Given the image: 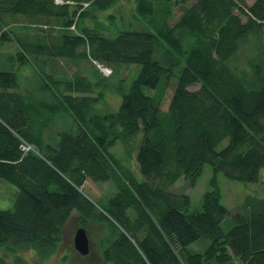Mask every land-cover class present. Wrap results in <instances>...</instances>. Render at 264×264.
I'll return each instance as SVG.
<instances>
[{
  "label": "trees",
  "instance_id": "obj_1",
  "mask_svg": "<svg viewBox=\"0 0 264 264\" xmlns=\"http://www.w3.org/2000/svg\"><path fill=\"white\" fill-rule=\"evenodd\" d=\"M64 1L0 0V46L16 47L17 66L0 68V180L16 187L0 209V264H49L74 211L80 226L105 225L92 264H264V197L229 209L217 179L261 181L264 0ZM120 141L140 176L112 150ZM207 163L211 189L189 211L170 187L195 186ZM108 181L116 192L92 199L88 183Z\"/></svg>",
  "mask_w": 264,
  "mask_h": 264
},
{
  "label": "rangeland",
  "instance_id": "obj_2",
  "mask_svg": "<svg viewBox=\"0 0 264 264\" xmlns=\"http://www.w3.org/2000/svg\"><path fill=\"white\" fill-rule=\"evenodd\" d=\"M254 0H249V3H252ZM112 13L118 16L120 15V12L112 10ZM123 18L128 21L131 19L129 16V8L123 7ZM102 19L105 18V14H102L100 16ZM130 23V21H128ZM31 32H33L31 30ZM53 33H57L56 27L53 29ZM16 47L13 44H5L3 46H0V65L4 69H13L17 70V66L13 64V61L11 58L6 55V52H12L15 51ZM61 64H64L66 72L70 74V71H74L76 69L75 65H72L73 69H70L71 64L66 63L62 60H60ZM241 65H245V57H242V60H240ZM70 65V66H69ZM27 69L31 68L30 66L26 67ZM57 72L59 74L62 73L61 68L59 67ZM131 72L130 68L124 69V75L129 74ZM111 76V75H110ZM115 79V78H114ZM192 89L199 88V85H195L191 87ZM107 99L110 100L113 109H117L120 101H121V95L115 90V89H108L107 90ZM119 102V104H118ZM103 105V103H102ZM118 105V106H117ZM101 108V106H100ZM69 127V124L67 128ZM227 141H224L222 145H226ZM112 150L116 153V155L127 165H129L133 171L136 173V175L140 176L138 173V168L135 160L130 158L126 155V149L125 145L122 141L117 142ZM214 175V170L211 164L207 163L204 166L203 172L200 175V177L197 180V183L195 186L189 185V180L182 178L179 181H177L174 185L170 187V190L174 192H184L188 193L191 197V205L189 207V211H195V210H202L203 208V196L206 191L211 189L210 181ZM261 181L254 182V183H248L243 182L239 180H233L225 176L224 173L219 172L217 174V179L219 182V186L221 189L222 194V203L226 205L229 209L236 208L245 198V196L248 193H254L259 195L260 197H264V168L261 171L260 174ZM87 187L89 188V193L91 195V198L94 199L97 202H101L103 198L107 196H111L116 192V187L113 184V182H90L88 183ZM15 186L1 181L0 180V209H7L12 207L14 203V192H15ZM78 213L77 211H74L70 219L67 221L66 225L64 226L63 232H64V241L62 245L60 246L59 251L57 254L52 257V259L49 261V264H55V262L60 261L63 257L66 256V253L69 252V249L74 247V236L76 234L77 229L80 227V224L78 223ZM232 220L231 217L226 218V220L223 223V226L225 229H228L231 226ZM84 226V225H83ZM87 230L89 239H90V252L88 255H82L80 254L76 249L75 252L73 251V259L67 260L63 264H92L95 261L99 260V256H101L100 246H101V240L105 234V225L103 223L94 222V221H88L86 225L84 226ZM210 240L207 238H201L189 246V250L193 253H202L206 247L209 245ZM84 256V258H80L79 255ZM33 254V253H31ZM1 256L8 258V256L4 253H0ZM29 255V254H27Z\"/></svg>",
  "mask_w": 264,
  "mask_h": 264
},
{
  "label": "water",
  "instance_id": "obj_3",
  "mask_svg": "<svg viewBox=\"0 0 264 264\" xmlns=\"http://www.w3.org/2000/svg\"><path fill=\"white\" fill-rule=\"evenodd\" d=\"M74 247L82 255L90 252V239L84 226H80L74 236Z\"/></svg>",
  "mask_w": 264,
  "mask_h": 264
},
{
  "label": "built area",
  "instance_id": "obj_4",
  "mask_svg": "<svg viewBox=\"0 0 264 264\" xmlns=\"http://www.w3.org/2000/svg\"><path fill=\"white\" fill-rule=\"evenodd\" d=\"M57 3H63V0H56ZM101 70L103 71L104 74L108 75L111 73V69H109L108 67H105V66H100ZM22 149L24 151H36V148L32 145V144H29V143H23L22 144Z\"/></svg>",
  "mask_w": 264,
  "mask_h": 264
},
{
  "label": "crops",
  "instance_id": "obj_5",
  "mask_svg": "<svg viewBox=\"0 0 264 264\" xmlns=\"http://www.w3.org/2000/svg\"><path fill=\"white\" fill-rule=\"evenodd\" d=\"M0 68H2V66L0 65ZM33 68H29L27 69L26 67H21V72L24 74H30L32 72Z\"/></svg>",
  "mask_w": 264,
  "mask_h": 264
}]
</instances>
